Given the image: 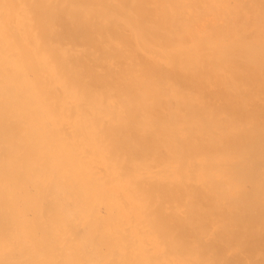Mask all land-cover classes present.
I'll use <instances>...</instances> for the list:
<instances>
[{
	"label": "bare ground",
	"instance_id": "6f19581e",
	"mask_svg": "<svg viewBox=\"0 0 264 264\" xmlns=\"http://www.w3.org/2000/svg\"><path fill=\"white\" fill-rule=\"evenodd\" d=\"M0 264H264V0H0Z\"/></svg>",
	"mask_w": 264,
	"mask_h": 264
}]
</instances>
